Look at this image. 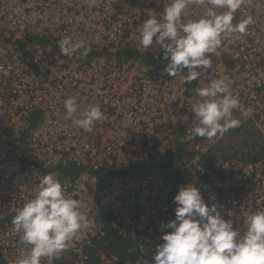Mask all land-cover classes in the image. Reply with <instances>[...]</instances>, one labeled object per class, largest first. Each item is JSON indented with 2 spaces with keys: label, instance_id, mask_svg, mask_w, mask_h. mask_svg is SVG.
Segmentation results:
<instances>
[{
  "label": "built area",
  "instance_id": "obj_1",
  "mask_svg": "<svg viewBox=\"0 0 264 264\" xmlns=\"http://www.w3.org/2000/svg\"><path fill=\"white\" fill-rule=\"evenodd\" d=\"M170 2L0 0V264H16L30 247L12 218L49 172L89 220L51 264H154L155 248L170 231L165 225L175 219L174 196L189 182L241 235L246 216L264 209V155L223 154L236 128L211 140L192 131L199 123L192 105L202 99L196 90L226 77L240 101L234 117L264 143V0H249L235 13L233 23L249 15L255 23L242 35H226L208 54L211 67L197 69L191 83L164 71L158 45L140 44L142 23L148 15L162 20ZM207 7L190 4L184 19ZM64 37L83 41L88 55L61 54ZM70 96L81 111L101 105L104 119L92 132L66 118ZM248 108L251 115L242 117ZM167 154L172 160L158 169ZM120 239L138 248L124 249Z\"/></svg>",
  "mask_w": 264,
  "mask_h": 264
},
{
  "label": "clouds",
  "instance_id": "obj_2",
  "mask_svg": "<svg viewBox=\"0 0 264 264\" xmlns=\"http://www.w3.org/2000/svg\"><path fill=\"white\" fill-rule=\"evenodd\" d=\"M248 2L171 0L160 14L162 20L148 15L142 23L140 44L144 49L158 45L163 50L161 59L167 61L164 71L191 83L200 76L197 69L211 67L208 54L221 47L226 35H242L255 23L250 15L233 23L235 13ZM203 3L208 7L202 16L184 19L190 4ZM58 47L61 54L69 57L77 52L86 57L90 51L83 41L69 37L62 38ZM196 92L202 99L192 105L199 121L192 130L195 136L211 140L241 126L242 119L233 115L240 101L231 92L230 79L211 80ZM64 107L66 118L85 132H92L95 124L104 119L100 104H90L81 111L77 98L70 96ZM251 112L248 108L241 116L247 118ZM173 202L175 219L165 225L170 231L162 235L163 243L155 248L154 264H264V209L246 216L247 230L241 235L234 221L225 219L216 203L205 202L194 183L181 186ZM81 207L79 200L66 194L55 172L44 175L34 197L18 208L12 218L13 230L21 234L20 242L30 246L22 250L16 264H41L42 258L51 264L53 259L60 258L70 242L79 239L81 230L89 227Z\"/></svg>",
  "mask_w": 264,
  "mask_h": 264
},
{
  "label": "trees",
  "instance_id": "obj_3",
  "mask_svg": "<svg viewBox=\"0 0 264 264\" xmlns=\"http://www.w3.org/2000/svg\"><path fill=\"white\" fill-rule=\"evenodd\" d=\"M132 53H129V54H132ZM241 130H242L241 126L236 128V131H241ZM246 134H247L246 136L249 137L248 138L249 140H248L247 145L244 146V150L241 153V156L244 155V158H245V156H248L247 153H249V158L247 157L248 159H256L264 155V143H262L261 138L257 136L256 133L251 132V131H247ZM234 136L235 134L233 135V138ZM229 151L233 154V146L228 147V152H227L228 154H229ZM173 156H174L173 154H167L166 156H164L163 160L160 163L156 164L157 168L164 169L170 163ZM67 170L68 169L65 168V169H62L61 172H66ZM118 246L124 249L131 247L132 250L134 249V247L138 248V246H135V245L133 246V244H131L129 241L124 240V239L119 240Z\"/></svg>",
  "mask_w": 264,
  "mask_h": 264
},
{
  "label": "rangeland",
  "instance_id": "obj_4",
  "mask_svg": "<svg viewBox=\"0 0 264 264\" xmlns=\"http://www.w3.org/2000/svg\"><path fill=\"white\" fill-rule=\"evenodd\" d=\"M246 133H247L246 130L237 131V132L235 133L234 138L231 137V140H230L231 143H228L227 145H228V146H233V154H232V155H234V156H239V155H241V153L243 152V150H244V146L247 145L248 140H249V139H248L249 137L246 136V135H247ZM257 136H258V135H257ZM227 145H225V146L222 148V150H221V152H222L223 154H227V152H228ZM229 152H230V151H229ZM247 155H248V156H245L246 159L249 158V153H247ZM243 157H244V155H243ZM247 157H248V158H247Z\"/></svg>",
  "mask_w": 264,
  "mask_h": 264
}]
</instances>
